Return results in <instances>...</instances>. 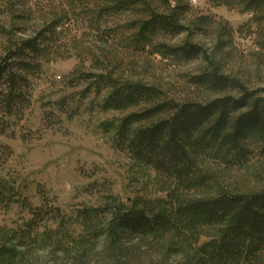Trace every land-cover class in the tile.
<instances>
[{"label":"rangeland","instance_id":"1","mask_svg":"<svg viewBox=\"0 0 264 264\" xmlns=\"http://www.w3.org/2000/svg\"><path fill=\"white\" fill-rule=\"evenodd\" d=\"M257 2L0 0V64L18 74L12 91L6 73L0 77V178L14 197L0 205V241L17 247L16 264H191L208 230L192 245L172 233L107 230L108 204L153 208L176 189L118 143L120 122L140 108H105L115 88L107 76L207 102L218 95L196 78L214 62L264 96V0ZM38 34L39 51H27L21 71L16 50ZM190 45L201 51L185 56ZM262 143L247 140L243 161L208 154L201 165L222 189L263 190ZM88 208L105 211L85 217Z\"/></svg>","mask_w":264,"mask_h":264},{"label":"trees","instance_id":"2","mask_svg":"<svg viewBox=\"0 0 264 264\" xmlns=\"http://www.w3.org/2000/svg\"><path fill=\"white\" fill-rule=\"evenodd\" d=\"M243 1L248 7L258 3ZM155 20L167 29L175 25L168 17L158 16ZM153 25V21L145 24L148 28ZM40 37L38 34L24 41L16 50L21 71L28 68L22 63L30 55L27 51H39ZM181 50L187 57L201 51L195 45ZM211 65V70L196 78L198 86L218 95L207 102H179L164 98L157 87L140 82L114 85L107 76L115 88L105 108H140L120 122L118 143L176 186L166 205L147 208L117 200L110 208L108 204L106 210L112 216L107 230L114 237L121 233H172L188 245L198 244L204 230H208L207 240L194 249L191 264H264V189H222L215 173L201 165L208 154L243 161L248 153L246 142L255 136L263 140L264 152V96L224 73L214 62ZM5 73L12 91L17 84V70L0 64V77ZM11 190L0 178V205L14 201ZM101 211L105 208H88L83 214L92 217ZM18 259L17 247L0 241V264H16Z\"/></svg>","mask_w":264,"mask_h":264}]
</instances>
